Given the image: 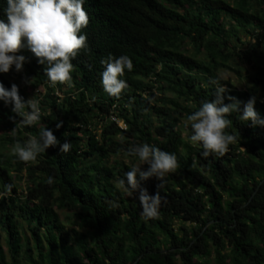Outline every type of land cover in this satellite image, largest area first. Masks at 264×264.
Returning a JSON list of instances; mask_svg holds the SVG:
<instances>
[{
    "label": "trees",
    "instance_id": "trees-1",
    "mask_svg": "<svg viewBox=\"0 0 264 264\" xmlns=\"http://www.w3.org/2000/svg\"><path fill=\"white\" fill-rule=\"evenodd\" d=\"M5 7L0 0L6 20ZM84 8L87 46L71 61L70 83L52 85L27 48L17 53L26 57L22 76L0 73L6 88L11 76L46 88L36 125L24 126L0 101V127L29 137L48 127L61 144L71 142L68 153L49 147L28 162L0 152V192L12 185L0 195V264H264V126L231 113L226 131L237 139L207 157L190 127L184 138L179 126V117L215 99L216 78L224 104L235 97L242 111L255 96L264 117V0H85ZM120 55L133 68L117 98L101 86V62ZM234 61L249 65L246 89L219 76ZM145 143L179 165L160 189L155 177L141 182L150 196L162 195L159 218L149 220L118 183L139 161L129 149Z\"/></svg>",
    "mask_w": 264,
    "mask_h": 264
},
{
    "label": "clouds",
    "instance_id": "clouds-1",
    "mask_svg": "<svg viewBox=\"0 0 264 264\" xmlns=\"http://www.w3.org/2000/svg\"><path fill=\"white\" fill-rule=\"evenodd\" d=\"M85 0H6L3 9L5 19H0V73L10 70L20 72L26 62V57L17 54L27 48L44 66L48 81L56 83L71 82L72 59L81 49L86 48V35L82 32L88 24V14L84 8ZM104 70L101 73V86L112 97H119L127 88L123 79L125 71H131L133 64L126 55L113 58L109 56L101 62ZM214 85L215 99L202 102L199 109L188 115L187 121L191 129L190 140L200 143L203 156L210 154L223 155L230 144L236 139L235 134H229L226 129L232 124L229 115L239 112L241 121L251 122L252 126H264V117L255 110L256 97L251 96L243 103L229 96L231 103L224 104L226 92L220 78L211 81ZM0 101L5 106L11 105V111L21 117L24 126H33L41 119L38 102L25 100L18 92V86L12 84L6 88L0 83ZM61 125L57 123L56 127ZM59 147L60 153H68L71 142L60 140L50 128H41L38 137H29L24 142H17L12 149L19 161L28 162L44 153L49 147ZM129 155L138 157L139 164L134 165L124 173L119 180V187L128 197L135 196L141 208L144 220L159 218V208L162 195L158 190L155 195H149L147 189L141 186L142 181L155 177L160 183L169 173H174L179 167L175 154L158 149L149 144L133 146ZM147 165L142 169V165ZM52 178H48V183ZM0 195L12 191L11 184L3 186Z\"/></svg>",
    "mask_w": 264,
    "mask_h": 264
},
{
    "label": "rangeland",
    "instance_id": "rangeland-1",
    "mask_svg": "<svg viewBox=\"0 0 264 264\" xmlns=\"http://www.w3.org/2000/svg\"><path fill=\"white\" fill-rule=\"evenodd\" d=\"M254 43V40H253ZM250 45L245 43L244 48L247 49ZM249 68V65L240 61L237 62H230L227 64V66L223 69L220 70L219 76L223 81H226L228 85L232 88L234 87L237 90H243L247 88V82H246V74H247V69ZM23 72H19V76H22ZM10 80L14 83L17 84L25 93V96L27 99L37 101L38 103L41 101L42 97L46 93V88L43 86L36 87L34 84L31 82H27L26 79H18L16 77L11 76ZM56 96L59 98L63 97L62 92H57ZM119 125L122 127H125L124 123L122 120H119ZM179 126L182 131V136L185 138L188 135V129L190 127L189 122L187 121L186 117H179ZM29 135L27 133L24 134H19L17 131H9L5 127L1 126L0 127V152L4 154H10L12 153V149L17 143L15 140L16 138H22L24 141L27 140ZM5 138H11L12 141L9 143H5L6 148H2L3 141ZM124 160L127 163H131L129 159L124 158ZM139 164L138 162H135L134 165ZM148 166L142 165V169H146ZM31 183V178L26 176L23 181L20 182L19 186V195H23L26 193V187L28 184ZM70 214L68 211L62 212V217L64 218L66 215ZM180 226V223H176V228ZM71 228L79 229L77 225L75 224H70ZM189 227H192V225H189ZM211 264H216L214 259L212 258Z\"/></svg>",
    "mask_w": 264,
    "mask_h": 264
},
{
    "label": "built area",
    "instance_id": "built-area-1",
    "mask_svg": "<svg viewBox=\"0 0 264 264\" xmlns=\"http://www.w3.org/2000/svg\"><path fill=\"white\" fill-rule=\"evenodd\" d=\"M40 113H41V110H40Z\"/></svg>",
    "mask_w": 264,
    "mask_h": 264
}]
</instances>
